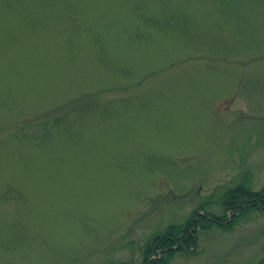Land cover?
Returning <instances> with one entry per match:
<instances>
[{"label":"rangeland","instance_id":"obj_1","mask_svg":"<svg viewBox=\"0 0 264 264\" xmlns=\"http://www.w3.org/2000/svg\"><path fill=\"white\" fill-rule=\"evenodd\" d=\"M213 3L0 0V264H137L264 187V23L248 1L241 41ZM195 252L170 264H264V215Z\"/></svg>","mask_w":264,"mask_h":264},{"label":"trees","instance_id":"obj_2","mask_svg":"<svg viewBox=\"0 0 264 264\" xmlns=\"http://www.w3.org/2000/svg\"><path fill=\"white\" fill-rule=\"evenodd\" d=\"M215 4L222 16L236 26L237 35L242 41L243 13L237 10L247 9L248 1L258 3L253 10V16L259 18L264 23V0H209ZM235 4V5H234ZM234 5V6H231ZM236 10V14L233 10ZM238 16V17H237ZM225 18V19H226ZM254 18V19H256ZM250 41H257L254 38ZM248 42V41H245ZM76 106L71 105L62 116H68L75 112ZM60 117V116H59ZM57 116L49 118L54 122L53 127L61 123ZM50 120L42 122L46 125ZM49 128L44 131L43 139L49 137ZM212 201L202 202L196 209L180 223L167 225L161 232L150 235L140 248V260L137 264H170L176 256H193L198 248V240L201 234L214 230L222 232H232L234 229L252 213L264 214V187L254 191L248 181L226 190L220 198L221 213L215 214L209 210ZM264 263V261L262 262Z\"/></svg>","mask_w":264,"mask_h":264}]
</instances>
